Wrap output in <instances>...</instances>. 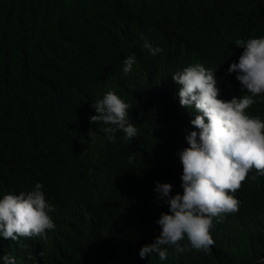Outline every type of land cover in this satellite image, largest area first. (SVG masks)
<instances>
[{"label": "trees", "instance_id": "trees-1", "mask_svg": "<svg viewBox=\"0 0 264 264\" xmlns=\"http://www.w3.org/2000/svg\"><path fill=\"white\" fill-rule=\"evenodd\" d=\"M214 21L226 31L210 30ZM259 36L264 0H0V196L40 182L55 209L43 237H0V256L16 264H254L264 256V175L249 179L254 168L234 192L237 209L213 217L208 252L185 237L183 252L161 246L164 260L138 255L168 211L154 182L182 194L178 153L195 130L194 109L179 104L170 81L172 61L158 55L177 45L223 71L235 40ZM145 41L163 51L151 55ZM222 84L245 94L232 77ZM109 89L129 104L135 137L118 130L108 141L106 125L89 120Z\"/></svg>", "mask_w": 264, "mask_h": 264}, {"label": "clouds", "instance_id": "clouds-1", "mask_svg": "<svg viewBox=\"0 0 264 264\" xmlns=\"http://www.w3.org/2000/svg\"><path fill=\"white\" fill-rule=\"evenodd\" d=\"M214 28L218 34L226 31L220 21L212 22L210 30ZM234 43L236 51H232L223 71L191 57L177 45L158 55L159 62L172 61L170 81L178 89L179 104L194 109L190 124L195 130L187 132V147L178 153L182 194H170V183L154 182L153 191L168 211L161 212L155 221L159 234L140 247V258L156 253L164 260L167 249L162 245H172L177 252H183L177 242L185 237L192 248L208 252L214 243L209 231L213 217L237 209L239 201L234 192L251 169L256 172L249 179L264 175V106L260 105L264 100V36L237 39ZM143 46L151 55L163 51L147 41ZM121 63V71L129 73L136 63L135 54L126 56ZM227 77H232L234 88L240 84L245 94L233 96L232 90L222 84ZM91 107L95 114L89 120L106 125L103 132L108 141L116 139L118 130L123 132L124 140L137 135V127L129 119V104L113 90L106 91ZM15 172H19V164ZM42 189L43 185L35 182L26 192L20 189L0 196V237L12 241L43 237L45 230L55 227L50 216L54 206L45 199ZM0 264H16L15 257L5 252ZM33 264L38 261L33 259ZM254 264H264V256L257 257Z\"/></svg>", "mask_w": 264, "mask_h": 264}, {"label": "bare ground", "instance_id": "bare-ground-1", "mask_svg": "<svg viewBox=\"0 0 264 264\" xmlns=\"http://www.w3.org/2000/svg\"><path fill=\"white\" fill-rule=\"evenodd\" d=\"M198 59V58H197ZM101 74V73H100ZM107 76H108V74H107ZM106 80V79H105Z\"/></svg>", "mask_w": 264, "mask_h": 264}]
</instances>
